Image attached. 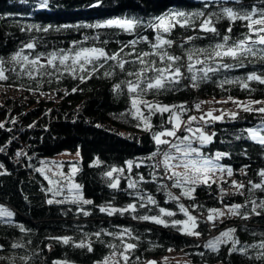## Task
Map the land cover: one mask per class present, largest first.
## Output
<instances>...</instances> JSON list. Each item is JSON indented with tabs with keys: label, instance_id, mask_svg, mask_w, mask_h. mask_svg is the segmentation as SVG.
Masks as SVG:
<instances>
[{
	"label": "trees",
	"instance_id": "obj_1",
	"mask_svg": "<svg viewBox=\"0 0 264 264\" xmlns=\"http://www.w3.org/2000/svg\"><path fill=\"white\" fill-rule=\"evenodd\" d=\"M40 3L41 0H0V60L7 77L0 80V123L3 124L0 128V160L7 167L6 171L0 172V204L13 212L12 217L0 216V264H54L56 261L104 264L105 258L111 259L107 264H125L121 253L128 243L136 247L125 253L127 264H147L149 261L165 264L172 253L183 257L185 264H264V257L260 256L264 253L260 247L264 242V210L257 208L261 215L252 212L253 201L256 205L264 201V177L259 175L264 169V146L253 140L247 131L256 129L259 135H264V113L256 111L264 104H256L251 107L252 111H244L249 101H264V84L247 81V87H242L236 80L237 77L246 80L250 72L264 76V51H261L264 45L253 44L256 33L247 27L249 21L233 22L222 11L231 8L244 14L253 7L264 8V0H101L98 7H92L97 0H48L45 8H41ZM174 12L189 14L190 23L184 27L177 24L168 33L160 30L165 39L172 41L170 46H162V50L180 58L175 66L180 68L182 76L179 82L166 83L159 90L150 89L138 95L139 100L149 103L183 106V111L175 110L183 120L176 136L167 139L163 136L161 139L169 143L157 145L153 133L173 129L170 113L154 111L149 115L150 110L143 103L138 104L151 125L150 130L145 131L143 120L133 115L135 109L126 85L122 84L119 91H114L113 86L122 81H135L136 77L128 73L139 72L145 67L137 56H142L155 68L167 66L152 48L157 30L149 25L156 23L157 17L170 16ZM200 12L203 16L192 15ZM209 17L216 32L200 28ZM115 18L138 23L131 32L115 27H86ZM178 19L183 24L184 18ZM33 25L40 27H31ZM49 25L51 28L43 31ZM63 25L79 27L64 28ZM225 36L229 37L226 44ZM143 37H147V41ZM189 37L193 39L189 40ZM246 37H251L248 47L255 54L215 55L217 44H225L219 51H226ZM74 41L83 47L104 48L108 54L119 52L130 41H136V44L125 47L120 53L122 59L129 61L123 71L114 68L115 61H108L102 68L97 63L98 71L82 83L79 73L73 77L64 71L58 59L56 67L47 64L49 53L66 52L74 47ZM29 42L36 47L25 48ZM21 49L22 55L28 56L29 60L42 53L40 63L43 67L37 71L22 58L14 60L13 56ZM147 52L152 55L143 57ZM197 59L201 62L196 63ZM189 63L193 65V72L188 70ZM221 64L232 67L223 68ZM205 66L218 71L201 80L203 73L196 70ZM87 67L91 69V65ZM105 72L114 74L106 77ZM194 73L198 87H192ZM154 75L151 67L148 68L145 76L151 78ZM145 86L142 82L141 87ZM73 88L80 90L73 92ZM203 100L228 102L227 108L215 104L211 111L215 116L223 113V118L208 122V112L202 115L204 120L200 119L202 116L193 115L195 105ZM231 112L237 113L235 119L229 116ZM190 116L196 119L189 121ZM202 121L213 127L210 142L199 140L197 130ZM189 125L192 130L197 128L193 134L187 131ZM185 136L199 149L194 153L197 157L214 159L218 152L227 153L215 163L226 164L232 174L222 170L226 178L218 180L213 171L194 173L191 166L182 170L185 161L171 144L182 145L180 141ZM65 149L80 151L75 179L91 204L79 200L47 203V197L51 195L46 189L47 181L33 163L39 156ZM153 152L155 156H152ZM166 153L171 157L169 165L164 163ZM95 159L99 163H94ZM113 168L121 171L113 172L111 177L105 175ZM194 180L199 183L193 184ZM113 181H117L116 188L109 186ZM129 181L135 187L130 188ZM177 181L179 186H175ZM256 184L262 187H253ZM186 190H191L190 197L182 195ZM149 196L156 204L148 201ZM129 204L135 205L134 211L112 215L100 211L101 207L121 209ZM181 204L196 218L193 230L198 231L199 236L187 235L179 230L183 224L172 223L188 219L180 211ZM231 205L241 206L236 210L238 214H232ZM160 208L174 215H162ZM210 209L226 212L228 218L221 221V215L211 213L213 220H209ZM84 212L89 214L84 215ZM143 216H158L167 226L141 219ZM229 229H235L232 239L225 237L226 242L219 244L218 251L205 246L217 231L224 233ZM56 237L71 239L65 244L54 239ZM233 240L239 241L237 249H247L246 254L240 251L230 254ZM81 241L85 247H77ZM14 244L19 247H13Z\"/></svg>",
	"mask_w": 264,
	"mask_h": 264
},
{
	"label": "snow or ice",
	"instance_id": "obj_2",
	"mask_svg": "<svg viewBox=\"0 0 264 264\" xmlns=\"http://www.w3.org/2000/svg\"><path fill=\"white\" fill-rule=\"evenodd\" d=\"M48 4V0H41L40 3V7L41 8H45L47 7ZM101 4V0H97V3L92 5V7H98ZM224 15L232 20L233 22H235L236 20H245V21H249V23L247 24V27L256 33V40L253 41V44L259 43L260 45H264V8L261 9H256L255 7H253V9L250 12H245L244 14H240L238 12H235L233 9L231 8H224L223 10ZM192 15H197V16H203V13H193ZM258 15V18L254 19V17H256ZM179 17H183V24L180 23V20L178 19ZM219 18V17H218ZM138 21L132 20V19H127V18H115V19H108L105 20L103 22H97L96 24H89L86 25V27L89 28H96V29H101V28H119L121 30L124 31H128L131 32L135 29L136 25H137ZM190 23V17L189 14L184 13V12H174L172 13L170 16H165V17H157L156 18V23L150 24V27H153L157 30V35H156V43L152 44V48L156 49L155 54L157 56H159L160 60L166 63V67L165 68H155L152 65H148L146 63V61L142 58V56H137V59L140 61V63L142 65H145V67L141 68V70L139 72H129L128 75L129 76H135L136 79L135 81H122L119 84H115L113 86V90L114 91H119L121 90V85H126L128 92L130 94V98H131V105L132 108L135 109V112L133 113L134 116H137L138 118H140L141 120H143L144 123V130L145 131H149L151 128L150 122L148 119L144 118L140 108L138 107V104L143 103L145 105V107H147L150 111H149V115H151L154 111H159L161 113L163 112H169L170 113V117L171 116H175V126L172 130H166V131H162L159 133H153V140L155 141V143L157 145H161V144H165V143H169V141L163 140L161 139V137L167 135L169 137H174L176 136V132L180 127V117L179 115L176 114L175 110L177 108H180L181 111H183V106H177V105H159V104H154V103H149L147 101H142L138 99V95L141 92H145L147 90L150 89H161L165 86L166 83H172V82H179L182 73L180 71L179 67L175 66V62L178 61L180 58L179 57H174L169 55L166 51L162 50V46H170L172 44L171 40L165 39L163 37V35L161 34L160 30H163V33H168L171 31V29L173 27H175L177 24H180L181 27L187 26ZM254 26H259V27H254ZM31 27H36L39 28L40 26L38 25H33ZM62 27L64 28H71V27H79V26H75V25H63ZM51 28V25L43 28V31L47 32L49 29ZM200 28L206 32H216V28L214 26H211V17H209L208 19H205L201 25ZM59 30V29H57ZM228 31H231V28L228 29ZM251 37H246V39H242L239 40L238 42H236L232 47L227 48L226 51H219L220 49H224L225 48V44L228 41L229 37L225 36L224 37V41L225 44H217L216 45V49H218L215 52V55L217 57L220 56H231V57H236L238 53H244V52H253V49L248 47V39H250ZM143 39L145 41H147V37H143ZM193 39L192 37H189V40ZM74 47L72 49L67 50L66 52L64 50H60L59 52H51L48 54V59H47V64L52 65L53 67H56L55 65V61L58 59L59 63L61 65L64 66V71L69 72L73 77H77L80 79V81L83 83L86 79H90L92 77L93 74H95L98 69L96 67L97 63H99V66L102 68L104 66L105 63H107L108 61H115L116 64L114 65L115 67L120 68L122 71L125 68V65L127 63H129V61L124 60L121 58L120 53H122L124 51L125 47H129V46H134L136 44V41H130L129 44H126L124 46L121 47L119 52H115L112 54H108L104 48H96V47H83L81 45H79L78 42H73ZM25 48L28 49H34L36 47V45L32 42H29L27 44L24 45ZM261 51H264V49H262ZM23 53V49H21L19 52L15 53V55L13 56L14 60L19 61V59H23V61L27 64H30L33 66V68L37 71H39L40 68L43 67V64L40 63V56L43 55L38 54L35 59H31L29 60L28 56L26 55H22ZM253 54H255V52H253ZM152 53L151 52H147V53H143V57H147V56H151ZM69 59H71V64H68L67 61H69ZM193 58L191 56V54L189 55V60L191 61ZM196 63H200L201 61H199L198 59L195 61ZM154 64V62H153ZM88 65H91V69L89 70V68L87 67ZM223 68H230L232 67V65L229 64H221L220 65ZM236 66H242L237 64ZM151 67V70L155 73V75L151 78H148L145 76V73L147 72L148 68ZM188 70L189 72H193V65L192 63H189L188 65ZM198 72L203 73L202 76H200L199 79L204 80L208 78V74L209 73H213L218 71L217 68H213L210 66H205L204 68L198 69L196 70ZM114 74V72H105L104 75L106 77L108 76H112ZM28 75H32V72L29 71ZM7 77L5 76V69L3 68V61L0 60V80H6ZM191 79L193 81L192 87H198V82H197V75L194 73L191 76ZM237 81L241 82V86L242 87H247V81H258L260 84H264V76L258 75L256 72H250L247 75L246 80H243L242 78L237 77L236 78ZM142 82L145 83V87H141ZM228 83H231L233 81H226ZM80 89L77 88H73L72 91L76 92ZM67 94V93H66ZM135 94V95H133ZM231 99V97L229 98ZM252 104H264V101H249L248 105L244 106V111H252L253 109L251 108ZM195 107L197 109H199L200 105L197 104L195 105ZM256 111H259L261 113H264V107H260L258 109H256ZM207 117L209 118L208 122H212V121H216V120H220L223 118V113H221L220 116H215L213 115V113L211 111H209L207 114ZM229 116L232 119H235L237 116V113L235 112H231L229 113ZM196 117L190 116L189 117V121L195 120ZM201 120H204L205 117H201ZM3 127V124L0 123V128ZM31 127V125L29 126ZM187 131L191 132L192 128L189 125L187 128ZM199 131V130H197ZM248 133L250 134L251 138L253 140H258V142L264 146V135H259V132L256 129H248L247 130ZM211 136L204 134L203 132H200V136L199 139L201 141V143L204 142H210L211 141ZM179 139V138H178ZM181 144H184V147H180L179 144H171V147L173 149H175L176 152L178 153H183L184 157H187L189 154L191 153H198L199 149L196 147L192 146V142L189 139V137L185 136L181 139ZM2 150V149H0ZM22 153H18V155H20ZM77 155H79V153H77ZM156 153L153 152L152 156H155ZM224 155H228L227 153H217L216 157L214 159H205L203 161L202 164H198L197 161L192 160L190 161L189 164H185L184 167L188 168L189 166H191L193 168L194 173H204L207 174L210 171L215 170L217 167H220L218 164L215 163V160H218L221 156ZM171 161V157L166 153L165 154V160L164 163L166 165H169ZM94 163H99L98 159L97 161H94ZM129 165H131V162H127ZM0 168H3V165H0ZM38 171L42 172L44 171L43 168L38 169ZM73 172L77 171V169L74 167L72 169ZM121 171L120 169H116L113 168L111 171L105 173V175L111 177L113 175V172H118ZM228 171V175L232 174L231 169H227ZM177 176H179L180 174H176ZM259 175L261 177H264V169H261L259 172ZM141 179H143L141 177ZM185 179L187 180V174H185ZM51 183V181H50ZM179 181H177L175 186H179ZM193 184L195 183H199V180H194L192 181ZM251 183V182H250ZM233 184H236L235 181H233ZM112 188H116L117 187V181H113L112 183H110L109 185ZM73 187L79 189V185H73ZM129 187L133 188L135 187V184L132 181H129ZM237 187H243V185H237ZM253 187L255 188H261L262 185L260 184H256L253 185ZM171 195V194H169ZM182 195L184 196H191V190H186L182 192ZM82 197H74L73 200H81ZM148 201L152 204H156V201L152 198V197H148ZM54 201L52 199H49L47 201L48 204H52ZM57 203H61V201H56ZM84 204H91L92 201L90 200H83ZM253 208H252V212L255 213L256 215H261V212L257 211V208H260L262 210H264V201H262L259 205H256L255 202L253 201ZM143 206V205H141ZM180 211L184 212L185 216H187V221H173L172 223L174 225L176 224H184L185 226L181 229H179L180 231L184 232L187 235H191V236H199L200 233L198 231H194L193 229L196 228V218L192 215L189 214L188 210L184 207L183 204H181L180 206ZM241 206L240 205H231L230 207V211L232 212V214H238L236 210H238ZM135 210V205L133 204H129L126 206V208H121V209H116V208H106V207H101L100 211L102 212H107L109 215H112L115 212H119L121 214H123L126 211ZM160 213L162 215H167V216H173L174 213L170 212L164 208H160ZM210 215L208 216L209 220H213V215H211V213H217L219 215H222L223 213H220L219 210L217 209H210L209 210ZM89 213L84 212V215H88ZM8 216L11 217L13 215L12 212L7 211L3 208H0V216ZM141 219L144 220H152L156 223L159 224H165V226H167L165 220L159 218L158 216H143L140 217ZM247 218V217H245ZM21 230H23V226H20ZM125 232H130V230L125 229ZM235 232V229H229L228 231L224 232L221 234V237L216 238L214 241L209 242L207 245H205L206 247L211 248L213 251H218L219 250V244L221 242H226L224 241L223 238L227 237L228 239H232L231 234ZM111 235V233H109ZM97 237L100 236V233H96L95 234ZM54 239L60 240L63 243L67 244L70 241V237H56ZM239 241L237 240H233L232 242V248L230 250V254L231 252H235V251H240L243 254H246L247 249L246 248H241V249H237L236 248V244H238ZM13 247H19V245H13ZM77 247H85V244L83 241H81V243L79 245H77ZM88 250L91 251V245L88 244L87 245ZM110 247H115L114 245H110ZM136 247V245L128 243L125 245L124 248V253H121V255L123 256V260L125 262V264H127L128 261V256L125 254L127 253L128 250H132ZM255 247V246H253ZM260 247L262 249H264V242H262L260 244ZM0 248H2V246H0ZM169 251H171V249H169ZM201 255H203L201 253ZM261 257H264V253L260 254ZM107 260L108 258H105L104 264H107ZM54 264H67V262H61V261H56L54 262ZM147 264H156L155 261H149L147 262Z\"/></svg>",
	"mask_w": 264,
	"mask_h": 264
},
{
	"label": "rangeland",
	"instance_id": "obj_3",
	"mask_svg": "<svg viewBox=\"0 0 264 264\" xmlns=\"http://www.w3.org/2000/svg\"><path fill=\"white\" fill-rule=\"evenodd\" d=\"M67 63L71 64V59H69V61H67ZM224 102H225V104L220 103L218 106L222 105V106L227 108L228 102H226V101H224ZM218 103H219V101L217 102V104ZM214 106L215 105L212 104L210 107L213 108ZM181 120H180V126L182 125ZM172 121H173V128H174L175 123H176L175 116H172ZM195 129H197V128H195ZM195 129H193L191 131L192 134L195 132ZM170 130H172V129H170ZM200 132H203V131L201 129H199V132H198L199 136H200ZM204 134H206V133H204ZM180 147H184V145L182 144V145H180ZM193 147H194V145H193ZM77 153H79V155H77ZM176 153L182 155V158L185 161L184 165L189 164L190 161H192V160L197 161L198 164H202L205 159H210L208 157H197L194 155V153H191L192 155L189 154L187 157H184L183 153H178V152H176ZM80 160H81V155H80L79 149H76V150L65 149V150H61L59 152H56L52 155L37 157V160L35 161V163H33V165L37 170L41 169V168L44 169L43 173L40 171L39 172L43 175V177L47 181L46 189L51 194L50 196L47 197L48 200L52 199L53 201H56V200L57 201H66V200H73L74 197H78V196L82 197V199L79 201L89 200V198H87L83 194L82 189H81V185L75 179V174L78 171L79 166H80ZM94 161H97V160L95 159ZM216 164H218L220 166V167H217L219 170H227L228 169V166L226 164H222V163H218V162H216ZM0 165H3V168H0V172L7 170V167L2 160H0ZM184 165L183 166L180 165V166H181L182 170L186 171L187 168H185ZM177 166H179V164ZM74 167L77 169V171H75V172L72 171V169ZM188 168H191V167L189 166ZM50 181H51V183H50ZM73 185H79L80 187H79V189H77V188L73 187ZM0 208H3L7 211L12 212V210H10L9 208L5 207L2 204H0ZM225 214H226V212H224L221 215L222 219H225L224 218ZM226 217L228 218V215H226ZM222 219H221V221H222ZM184 226L185 225L183 224V227ZM222 233H223V231H221V230L217 231L215 236L208 240V243L211 241H214L218 237H221ZM223 239L225 240V238H223ZM110 260L111 259H109L107 261L110 262ZM165 264H185V260L178 253H172L169 256V259L165 260Z\"/></svg>",
	"mask_w": 264,
	"mask_h": 264
},
{
	"label": "bare ground",
	"instance_id": "obj_4",
	"mask_svg": "<svg viewBox=\"0 0 264 264\" xmlns=\"http://www.w3.org/2000/svg\"><path fill=\"white\" fill-rule=\"evenodd\" d=\"M219 105L220 104V102L217 104V102L216 103H212V102H210V101H208V100H203L202 102H200L199 103V105H200V107H199V109H194L193 110V112H192V114L193 115H195L196 117H199V116H202V115H204L205 113H207V112H209V111H212L213 110V108H211L210 106L211 105ZM221 106V105H220ZM177 114V113H176ZM178 115V114H177ZM180 120H181V118H180ZM182 121L183 120H181V124H182ZM199 127H200V129L204 132V133H206L207 135H211L212 134V132H213V127H208L207 125H206V123H204L203 121L199 124ZM212 174L214 175V174H216V176L219 178V179H222L223 177H224V174H223V171L222 170H219L218 168H216L215 170H213V172H212Z\"/></svg>",
	"mask_w": 264,
	"mask_h": 264
},
{
	"label": "water",
	"instance_id": "obj_5",
	"mask_svg": "<svg viewBox=\"0 0 264 264\" xmlns=\"http://www.w3.org/2000/svg\"><path fill=\"white\" fill-rule=\"evenodd\" d=\"M1 246V245H0ZM2 248H0V250H1Z\"/></svg>",
	"mask_w": 264,
	"mask_h": 264
},
{
	"label": "built area",
	"instance_id": "obj_6",
	"mask_svg": "<svg viewBox=\"0 0 264 264\" xmlns=\"http://www.w3.org/2000/svg\"><path fill=\"white\" fill-rule=\"evenodd\" d=\"M224 218H225V216H224Z\"/></svg>",
	"mask_w": 264,
	"mask_h": 264
}]
</instances>
